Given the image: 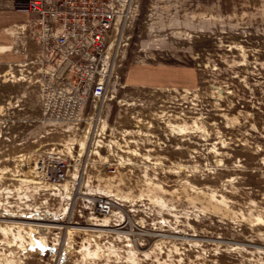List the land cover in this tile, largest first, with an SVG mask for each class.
Returning a JSON list of instances; mask_svg holds the SVG:
<instances>
[{
	"label": "rangeland",
	"instance_id": "rangeland-1",
	"mask_svg": "<svg viewBox=\"0 0 264 264\" xmlns=\"http://www.w3.org/2000/svg\"><path fill=\"white\" fill-rule=\"evenodd\" d=\"M126 9L105 95L74 121L45 114L35 71L0 66V264H264V0ZM130 65L193 83L130 85Z\"/></svg>",
	"mask_w": 264,
	"mask_h": 264
},
{
	"label": "built area",
	"instance_id": "built-area-1",
	"mask_svg": "<svg viewBox=\"0 0 264 264\" xmlns=\"http://www.w3.org/2000/svg\"><path fill=\"white\" fill-rule=\"evenodd\" d=\"M126 6L127 0H28L25 7L15 9L35 16L15 28L39 54L30 55L23 64L6 66L3 72L12 69L30 75L35 71L43 102L45 94L54 90L55 101L67 109L97 104L115 69L117 54L113 57L110 52V38L118 18L122 26L126 23Z\"/></svg>",
	"mask_w": 264,
	"mask_h": 264
},
{
	"label": "crops",
	"instance_id": "crops-1",
	"mask_svg": "<svg viewBox=\"0 0 264 264\" xmlns=\"http://www.w3.org/2000/svg\"><path fill=\"white\" fill-rule=\"evenodd\" d=\"M15 8L0 7V66L23 62L26 57L21 51H14L21 47L17 44L18 32L9 33V29L17 24L27 23L35 13ZM126 81L136 86L186 87L193 83V72L191 68L182 66L130 65L126 73Z\"/></svg>",
	"mask_w": 264,
	"mask_h": 264
},
{
	"label": "bare ground",
	"instance_id": "bare-ground-1",
	"mask_svg": "<svg viewBox=\"0 0 264 264\" xmlns=\"http://www.w3.org/2000/svg\"><path fill=\"white\" fill-rule=\"evenodd\" d=\"M117 22H118V20H117ZM119 22L121 24L122 23V20L119 19ZM120 24H119V28L118 29H120ZM35 54H39V51L38 50L37 51L35 50ZM109 56L110 55L108 54V57ZM111 63H109V71H108L109 73H110ZM64 69L65 68H63L62 70H59L58 72L63 71ZM104 83H106V80H105ZM53 91H51L49 93V95H48V93L45 94V98H46V101L44 103V112H45V114H47L48 116H50V118L53 117L54 119H58V120L74 121L76 119V116H77V109L76 110L75 109H72V108H68L67 109V107L60 106V104L55 101V97H54V95L56 96L58 94V92H53ZM52 111H54V112H52ZM63 112H66V113L64 114ZM72 117H74V118L73 119H70ZM57 175L59 176L60 179L61 178L63 179L62 174H60L58 172ZM109 208L110 207H108V203H107L106 200L100 201V210H101V212L106 213ZM22 220L25 221L28 224V223L31 222V220H33V218H23Z\"/></svg>",
	"mask_w": 264,
	"mask_h": 264
}]
</instances>
